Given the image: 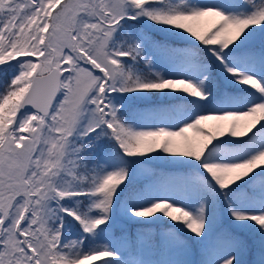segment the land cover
Returning a JSON list of instances; mask_svg holds the SVG:
<instances>
[{
  "label": "snow or ice",
  "instance_id": "snow-or-ice-1",
  "mask_svg": "<svg viewBox=\"0 0 264 264\" xmlns=\"http://www.w3.org/2000/svg\"><path fill=\"white\" fill-rule=\"evenodd\" d=\"M0 264H264V0H0Z\"/></svg>",
  "mask_w": 264,
  "mask_h": 264
}]
</instances>
